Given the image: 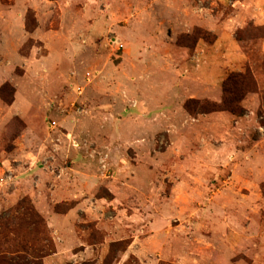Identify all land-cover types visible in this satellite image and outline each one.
I'll return each instance as SVG.
<instances>
[{
	"label": "rangeland",
	"instance_id": "374dc122",
	"mask_svg": "<svg viewBox=\"0 0 264 264\" xmlns=\"http://www.w3.org/2000/svg\"><path fill=\"white\" fill-rule=\"evenodd\" d=\"M257 29L264 0H0V264H264ZM245 70L242 117L186 113Z\"/></svg>",
	"mask_w": 264,
	"mask_h": 264
},
{
	"label": "trees",
	"instance_id": "16d2710c",
	"mask_svg": "<svg viewBox=\"0 0 264 264\" xmlns=\"http://www.w3.org/2000/svg\"><path fill=\"white\" fill-rule=\"evenodd\" d=\"M255 32L259 34L257 38L264 39V32L262 29H257ZM222 92L223 96L219 103L206 100L201 101L190 99L184 104V110L188 115L192 117L213 113H229L237 117H242L244 115V110L242 109L240 104L247 94L256 92V84L249 70H245L243 73H231L222 84ZM261 191L264 205V183L261 186ZM10 215L11 216L9 218L16 217L18 220L20 219L19 221H21L28 227H37L43 225V222L40 220L39 216L30 206H28L27 201L24 200L16 205V207L11 211ZM9 222L10 219L5 220V224ZM40 233H42V231ZM20 245L22 249L21 251L26 254L28 246L25 243V240L22 239L20 241ZM122 246L123 244L114 243L110 246V249L114 251ZM121 250L123 251L124 249ZM20 260L21 262L18 264H40L38 257L32 256L30 260L21 257ZM4 261L7 264H12V262H7L5 259Z\"/></svg>",
	"mask_w": 264,
	"mask_h": 264
},
{
	"label": "built area",
	"instance_id": "2783aa9c",
	"mask_svg": "<svg viewBox=\"0 0 264 264\" xmlns=\"http://www.w3.org/2000/svg\"><path fill=\"white\" fill-rule=\"evenodd\" d=\"M89 77H90V75L87 74V75H86V81H87V82H89ZM75 92H76L77 95H81V94L83 93V88H81V87H76V88H75ZM50 125H51V128H52V129L55 128V126H56L55 123H51Z\"/></svg>",
	"mask_w": 264,
	"mask_h": 264
}]
</instances>
